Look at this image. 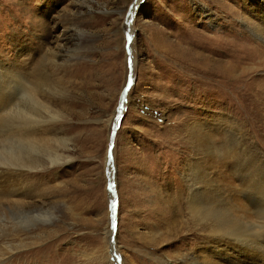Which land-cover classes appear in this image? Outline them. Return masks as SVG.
Segmentation results:
<instances>
[{"label": "rangeland", "instance_id": "rangeland-1", "mask_svg": "<svg viewBox=\"0 0 264 264\" xmlns=\"http://www.w3.org/2000/svg\"><path fill=\"white\" fill-rule=\"evenodd\" d=\"M263 17L264 0H0V62L44 74L54 109L32 130L46 132L42 145L7 139L21 119L0 110V160L14 165L0 170V264H185L211 251L187 190L200 156L220 176L224 218L242 211L246 224L226 236L223 264H263L239 251L264 243V38L249 27ZM200 55L232 80L202 73Z\"/></svg>", "mask_w": 264, "mask_h": 264}, {"label": "bare ground", "instance_id": "bare-ground-1", "mask_svg": "<svg viewBox=\"0 0 264 264\" xmlns=\"http://www.w3.org/2000/svg\"><path fill=\"white\" fill-rule=\"evenodd\" d=\"M263 20H264V17H263ZM250 29L257 35H259L260 37L264 38V24L263 26L261 25H249ZM69 38H64V39H61L63 40L64 42L63 43H58L57 41L56 42H53L55 45L53 46H50V48L48 49V51L51 53L52 56L54 57H57L59 54H60V51L63 47H65L66 43H67V40ZM60 48V49H59ZM246 51V50H245ZM198 57V60L197 61V65L199 66L200 70L202 71V73H206L208 75H210L214 80H217L219 79V77L221 78H224V79H228L229 81H231V73H228V69L229 67H226L224 66L225 68H223L222 66L220 65H216V69H210L206 63H200V60H205L207 59V57H204V56H197ZM197 60V59H196ZM16 67V66H15ZM220 67L222 68L221 71H224V72H221L220 71ZM22 71V70H21ZM21 71L19 69H13L11 68V65H6L4 64L3 62H0V110L3 111V113H5L6 115H8L9 113H11L10 111H15V114H17V119L16 117L14 118L15 120H18V119H21V121L19 122V125H16L14 126L12 129H7V139H10L12 138L14 141L18 142V143H21V144H25V143H30V144H35V145H42V144H45V134L46 132H41V133H32V130L34 129V125H35V122L37 124L39 123H42L43 121H39L37 118H39V112L41 111H44V112H47V113H50L52 112L51 114H53L54 112V109L51 107V104L49 102L46 101V98H45V95H44V89H43V84L46 77L45 75H41L40 79H36V80H31V79H28L26 78L25 76V72L22 74ZM42 74V73H41ZM31 75V74H30ZM36 76V75H35ZM38 77V76H37ZM31 78V77H30ZM14 85H16L17 88H19L17 90V92H15V90H12L14 89ZM17 94L20 95V97H17ZM22 98L26 99L25 102L22 101ZM22 103H21V101ZM20 101V102H19ZM10 115V114H9ZM8 115V116H9ZM13 115V114H12ZM53 118V116L51 117ZM14 122V121H13ZM45 122V121H44ZM43 122V123H44ZM196 125H194V123H192L191 125V129L195 130V127H200L202 128L203 124H198V123H195ZM197 129V128H196ZM201 130V129H199ZM197 130V131H199ZM230 131V130H229ZM196 133V132H195ZM192 134V133H191ZM201 134V133H200ZM200 134L199 133H196L194 134V136L196 135H199L200 137ZM234 135V134H233ZM239 136V135H238ZM198 137V138H199ZM7 141V140H6ZM5 141V142H6ZM3 142V141H2ZM231 143V142H230ZM3 144V143H2ZM1 144V145H2ZM29 144V145H30ZM27 146V145H26ZM242 146V145H241ZM37 148V146H35ZM42 147V146H41ZM199 147V146H198ZM8 149V148H7ZM27 149V148H26ZM9 150V149H8ZM46 150V149H45ZM28 151V150H27ZM40 151V150H38ZM241 151V150H240ZM239 151V152H240ZM2 152V151H1ZM31 152V151H29ZM229 152V151H228ZM233 152V151H232ZM23 153V152H22ZM38 153V152H37ZM209 153V152H208ZM207 153V154H208ZM236 153V151H235ZM25 154V153H24ZM230 154V152H229ZM241 154V153H240ZM245 154V152H244ZM23 155V154H22ZM234 155V154H233ZM243 155V153L241 154ZM16 156V155H15ZM199 156V155H198ZM206 156V155H205ZM236 156V155H235ZM13 157V156H12ZM19 157V155H18ZM16 157V158H18ZM22 158V156H20ZM208 158V156H206ZM219 157V156H218ZM33 158V157H32ZM31 158V159H32ZM200 158H202V156L200 157H197V158H194V161L192 162V164H187L188 167H187V190L189 191L190 195H191V200H190V205H191V210L194 214V217L199 221V224L200 225H204V226H207L209 228V232L212 233V237L213 238H216V240L214 241H211L209 242L207 245V247H212V250L207 252L206 250H203L201 248H197L196 251H194L193 253H189V262H185V264H223L224 262H226L228 260L227 257L223 256V253L226 252L227 250V247H228V244L227 243V240L226 239H229V237H226V236H231V238H235L238 236L237 233H240L243 234L244 232L241 229V227H239L240 225H246L245 223L241 224L240 222H238L237 219H239L241 216H235L237 213L234 212V210L232 209V211L235 213L233 215V217L231 216L230 217V214L227 216V218L223 216V213H221V208L219 207L220 205L218 204V188H219V184L217 181H220L219 178L221 173H223L222 168L220 169L221 173L219 174H216L218 177L216 179H213L211 176H209L207 173V169L210 167V166H213L212 164V161H208L209 163L206 164V161L205 160H200ZM254 158V157H253ZM4 160H0V170L2 169L1 171V174L2 172L4 171L3 169H6L7 168H3V166H9V165H13V163H9V160L4 158ZM15 159V158H14ZM29 159V158H28ZM228 159H233L232 158H228ZM255 159H257L255 157ZM12 160V159H11ZM17 160V159H16ZM15 160V161H16ZM27 160V159H26ZM34 161V160H33ZM218 160H216L215 163H217ZM231 161V160H230ZM233 161V164L236 162H234L235 160H232ZM18 161L14 162L15 166L17 164ZM20 162V161H19ZM27 162V161H26ZM25 162V163H26ZM29 162V161H28ZM31 162V161H30ZM250 162V161H249ZM191 163V162H190ZM219 163V162H218ZM217 163V164H218ZM221 163V162H220ZM224 163V167H225V161L223 162ZM255 163V162H254ZM27 164V163H26ZM222 165V164H220ZM219 165V166H220ZM228 165V164H227ZM14 166V165H13ZM219 166H217L219 168ZM223 166V165H222ZM22 167V166H21ZM215 167V166H214ZM221 167V166H220ZM233 167V165H232ZM237 167V166H236ZM15 168V167H14ZM216 168V167H215ZM214 168V169H215ZM226 168H229V167H226ZM231 168V166H230ZM235 168V166H234ZM254 168L256 169V167L254 166ZM9 169V168H8ZM7 169V172L10 173V171ZM247 169V167H246ZM253 169V167H252ZM250 170L249 172L253 171V170ZM216 172H217V169H215ZM224 170V169H223ZM232 170V168L230 169ZM236 170V169H235ZM239 170V169H238ZM238 170H236L238 172ZM259 170V169H258ZM213 171V169H212ZM227 170H225L226 172ZM209 172V171H208ZM211 172V171H210ZM224 172V174H225ZM228 172V171H227ZM254 172V171H253ZM256 173H259L258 171H255ZM264 173V171H262ZM213 173V172H211ZM215 173V171H214ZM232 173V172H231ZM241 173H243L241 171ZM223 174V176H224ZM228 175V173H227ZM235 176V174H233ZM238 175H240V173H238ZM244 175V174H242ZM252 175V174H251ZM259 175V174H258ZM263 175V174H262ZM261 175V177H262ZM206 176H208L206 178ZM222 176V175H221ZM232 176V175H231ZM264 176V175H263ZM186 177V176H185ZM191 177V178H190ZM225 177V176H224ZM233 177V176H232ZM242 177V176H241ZM244 177V176H243ZM255 177V175H254ZM257 177V176H256ZM260 177V178H261ZM223 178V177H222ZM236 178V177H234ZM259 178V177H257ZM231 177L226 180L227 183L231 182L230 181ZM237 179V178H236ZM241 179V178H240ZM239 179V180H240ZM244 179V178H242ZM251 179H255V178H251ZM217 180V181H215ZM222 180V179H221ZM225 180V178H224ZM232 180V179H231ZM260 180V179H259ZM264 180V179H263ZM261 180V181H263ZM213 181V182H212ZM235 181V180H234ZM237 181V180H236ZM224 182V181H222ZM243 182V181H242ZM226 183V184H227ZM240 183V181H239ZM253 183V182H252ZM263 183V182H262ZM261 183V184H262ZM223 184V183H221ZM232 184V182H231ZM237 184V183H236ZM255 184H256V180H255ZM225 185V184H224ZM230 185V184H229ZM254 185V184H252ZM258 186L260 184H257ZM256 185V186H257ZM264 185V183H263ZM223 186V185H222ZM226 186V185H225ZM224 186V187H225ZM228 186V185H227ZM226 186V187H227ZM232 186H234L232 184ZM231 186V187H232ZM255 186V188H256ZM257 186V187H258ZM261 186V185H260ZM221 187V186H220ZM228 188L230 189V187L228 186ZM236 188V186H235ZM244 188V187H243ZM259 188V187H258ZM257 188V189H258ZM8 189V188H7ZM221 189V188H220ZM223 189V187H222ZM238 187L236 188L235 191H237ZM253 189V187L251 188ZM264 189L263 186L262 188L259 190H256L258 193H260V191ZM231 190V189H230ZM242 190V189H241ZM246 189L244 188V191ZM226 191V190H225ZM253 191H255L253 189ZM252 191V192H253ZM263 191V190H262ZM220 192V191H219ZM11 192H9V194H11ZM230 193V191H229ZM228 193V194H229ZM264 193V191H263ZM225 194V193H224ZM260 195V194H259ZM221 196V195H220ZM223 196V195H222ZM232 196H233V192H232ZM240 196V195H239ZM238 196V197H239ZM226 197H230V196H227ZM235 197V198H234ZM234 197H232V199H236V196L234 195ZM240 199V198H238ZM230 200V199H228ZM227 200V201H228ZM223 201V200H222ZM226 201V200H225ZM231 201V200H230ZM233 201V200H232ZM235 201V200H234ZM239 201H242V200H239ZM263 201V199H262ZM261 201V202H262ZM220 203V202H219ZM229 203V202H228ZM228 203L226 204L225 202V205L228 206ZM235 203V202H234ZM240 203V202H239ZM242 203V202H241ZM244 203V202H243ZM224 204V203H223ZM231 204V202H230ZM229 204V207L226 206V208H224L225 211L227 210H230L232 208V206H230ZM233 204V203H232ZM261 204V203H260ZM263 204V203H262ZM261 204V205H262ZM23 205V204H22ZM33 205V204H32ZM264 205V204H263ZM240 206H242L240 204ZM257 206V205H256ZM239 207V205H238ZM245 207V206H244ZM259 207V206H257ZM20 208V207H19ZM234 208V207H233ZM235 208H237V205H235ZM246 208V207H245ZM249 208V207H247ZM264 208V207H263ZM239 209V208H238ZM242 209V208H241ZM261 209V208H260ZM237 210V209H236ZM244 210V209H243ZM25 211V210H24ZM222 211H223V207H222ZM249 211V209H248ZM255 211H257L256 213L258 214V209H256ZM262 211V210H261ZM228 212V211H227ZM232 215V212L229 211ZM27 213V212H26ZM254 213V212H253ZM262 212H260L261 214ZM264 213V212H263ZM226 214V213H225ZM224 214V215H225ZM228 214V213H227ZM242 214V211L241 213L237 214V215H241ZM245 215V213H244ZM226 216V215H225ZM243 216V215H242ZM246 216L249 218V216H252L253 215H249L246 214ZM244 216V217H246ZM224 219H223V218ZM239 217V218H238ZM243 219V218H241ZM240 219V221H241ZM252 219V218H251ZM248 220V219H247ZM243 221V220H242ZM241 221V222H242ZM246 221V220H245ZM240 223L239 226H237L238 224ZM244 222V221H243ZM12 224V223H11ZM244 225L242 227H244ZM249 225V224H248ZM263 225V224H262ZM261 225V226H262ZM238 227H239V230H238ZM245 228V227H244ZM244 228H242L244 230ZM264 228V226H263ZM246 230V229H245ZM244 230V231H245ZM250 231V230H249ZM243 232V233H242ZM261 232V231H260ZM245 233L247 234L248 231L246 230ZM239 234V237L240 235ZM245 235V237L247 238V236ZM253 235V233H252ZM260 235V234H259ZM263 235V234H262ZM243 236V235H242ZM249 236V235H248ZM251 236V235H250ZM249 236V238H250ZM225 239H223V238ZM253 236H251L252 238ZM256 237V236H255ZM254 237V238H255ZM259 237V236H258ZM264 237V236H262ZM261 237V238H262ZM241 238V237H240ZM244 238V237H243ZM257 239V238H256ZM264 239V238H263ZM262 239V240H263ZM224 242V244H222V241ZM241 240V239H240ZM244 240V239H243ZM250 240V239H249ZM254 240V239H253ZM259 240L260 237H259ZM245 241V240H244ZM248 241V240H246ZM251 241V240H250ZM249 241V242H250ZM221 242V244H220ZM239 242V241H238ZM242 242V241H241ZM258 242V240L256 241ZM255 242V243H256ZM245 243V242H244ZM234 244V243H233ZM247 244V243H246ZM250 244V243H249ZM253 244V243H251ZM258 243H256L257 245ZM255 245V244H254ZM259 245V244H258ZM257 245V246H258ZM12 246V242L10 243H5L4 244V248L5 249H10ZM233 247H235V244L232 245ZM259 247H261L264 251V243L262 242ZM239 249V248H238ZM240 253L243 254L245 256V260L246 261H250L249 258H251V256H255L258 260H261L263 261V264H264V254H263V251L259 250L258 248H254L253 246H247V247H244V250L241 251V249H239ZM4 253L6 252H1L0 251V258L2 257H5ZM12 256L9 254V257H7V261L9 263V260ZM16 257V256H15ZM14 259V258H13ZM12 260V259H11ZM238 263H242V261L239 259L238 260Z\"/></svg>", "mask_w": 264, "mask_h": 264}, {"label": "water", "instance_id": "water-1", "mask_svg": "<svg viewBox=\"0 0 264 264\" xmlns=\"http://www.w3.org/2000/svg\"><path fill=\"white\" fill-rule=\"evenodd\" d=\"M112 140H113V136L111 137L110 139V143H112ZM110 154V153H109ZM111 159V157H109ZM113 187V184L111 183L108 187V190H109V193H111L113 195V200H112V216L113 217V221H114V226H113V229H116V219L115 218V209H116V196H115V192H114V189L112 188ZM113 236L110 237V241L112 242L113 240Z\"/></svg>", "mask_w": 264, "mask_h": 264}]
</instances>
